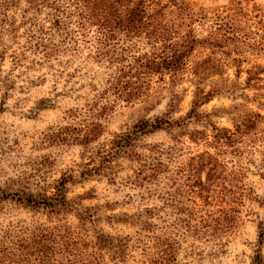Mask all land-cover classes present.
Here are the masks:
<instances>
[{"label":"rangeland","instance_id":"obj_1","mask_svg":"<svg viewBox=\"0 0 264 264\" xmlns=\"http://www.w3.org/2000/svg\"><path fill=\"white\" fill-rule=\"evenodd\" d=\"M189 1L209 10L234 0ZM255 5L264 0H242L244 8ZM8 34L0 32V246L39 248L50 264H67L72 249L87 264H151L162 244L177 254L175 264L250 263L264 222V54L206 72L205 92L235 85L199 108L211 114L209 123L190 119L145 134L136 129L145 121L185 119L193 74L178 87L187 90L179 111L169 115L171 95L156 77L147 102L103 94L112 71L89 58L93 43L51 61L29 51L16 65L11 55L20 46ZM240 117L253 123L244 134L235 126ZM216 129L228 136L221 147ZM67 178L76 209L52 213L21 202L53 197ZM215 218L221 232L200 228Z\"/></svg>","mask_w":264,"mask_h":264},{"label":"trees","instance_id":"obj_2","mask_svg":"<svg viewBox=\"0 0 264 264\" xmlns=\"http://www.w3.org/2000/svg\"><path fill=\"white\" fill-rule=\"evenodd\" d=\"M18 17L20 25L15 26ZM197 25L206 29L205 36L197 35ZM20 29L23 33L19 34ZM3 31L9 32V41L20 46L18 52L11 55L16 65L26 61L29 51L38 60L51 61L67 53L79 52L83 46L93 43L94 50L89 58L106 64L112 71L103 94L113 95L126 104L136 100L147 102L153 93L152 85L157 82L171 95L169 115L179 111L187 90L178 87L186 74H193L197 78L196 88L185 119L145 121L136 129L146 134L167 127H183L184 121L190 119H205L209 123L211 114L201 113L199 108L224 90L230 93L235 85L205 92L200 88L204 76L209 70L223 69L228 60L239 66L247 60L248 54H264V7L244 8L242 0L209 10L195 8L189 0H0V32ZM145 44L149 49L142 48ZM197 50L206 51L208 57L201 62L192 60L196 59ZM239 75L237 71V78ZM252 79L249 77L247 81ZM240 119L235 126L238 133L244 134L253 123L245 117ZM216 131L214 138L221 147L228 136ZM205 155L213 159L209 153ZM68 181L69 178L59 182L53 197L36 199L29 195L21 202L52 213L72 211L76 203L67 198L65 185ZM223 227L221 218H215L213 224H203L200 228L221 232ZM257 229L256 250L249 264H264V222H259ZM168 247L162 244L158 258L151 264H175L177 254L169 253L172 250ZM28 249L32 248L1 244L0 264H50V253L44 254L39 248ZM69 255L71 259L67 264L88 263L75 258L74 249Z\"/></svg>","mask_w":264,"mask_h":264}]
</instances>
